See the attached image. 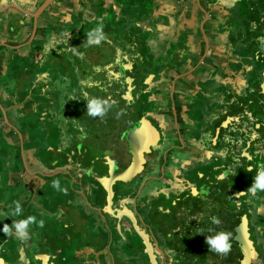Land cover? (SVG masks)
<instances>
[{
  "label": "flooded vegetation",
  "instance_id": "af4514ba",
  "mask_svg": "<svg viewBox=\"0 0 264 264\" xmlns=\"http://www.w3.org/2000/svg\"><path fill=\"white\" fill-rule=\"evenodd\" d=\"M88 1L92 2V0ZM108 16H103L102 19L97 20L96 24L106 25L108 21L110 26L112 23L110 22L111 13ZM64 18L65 12L61 22ZM52 19L54 22V18ZM52 22L51 25H53ZM71 22H73L72 19ZM71 28L72 32L65 30L63 34L65 37L69 35L68 38H72L73 41H68L71 42L70 47H67L65 53H62V57L67 58L64 60L65 62L73 60V66L70 63L63 66L70 70L74 67V73L80 76L79 71H83L84 67L82 62L86 61L93 65L94 70L99 71L98 74L102 73L101 78H96L97 80H94L92 73L81 76L78 79L79 82H74V86L79 85L83 91L77 93L75 88L69 97V99L73 97L75 100V106L78 107L76 110L82 120L81 125L77 124L74 128L77 139L75 147L78 143L79 147L83 148H75L70 152L72 163L69 168L73 169L72 173L71 171L69 173L72 180L70 186L73 188L70 191L71 196L77 198L75 204L79 205L74 210L73 226L77 231L86 229L74 242L78 248L84 245L85 241L83 240L86 236L92 242H96H93L94 244L104 242L100 249L90 247L85 252L77 250L72 257L76 258L79 253L94 255V258L98 260L101 257L106 259L111 256L115 257L107 248L110 249L112 243L116 241V257L123 259L122 263L127 261L130 263L136 258L137 264H181L186 258H190L187 264H191L193 259L212 256L213 260L208 264H236L239 258V248L233 240L234 227L240 216L246 214L249 239L257 253L256 259L252 260L250 264H264V225L260 221H255L256 217L264 220V206L255 210L252 207H247L249 203L251 206L256 203V199L262 202L260 199L264 197V193L254 196L248 192L255 182L256 165L264 161V128L253 129L248 126L247 122L245 125L242 124L244 114L241 111L234 115H225L227 110L226 103H224V91L215 93L217 102L209 101L210 106L205 109L208 112V117L200 122L201 124H195L192 114L193 109L196 110V106L189 99L196 101L195 98H198L197 101H199L212 95L214 91L209 92L202 87H197L198 83L205 85L206 79L191 76H186L178 82L175 81L174 84L171 80L168 86L173 85L174 93L179 96L175 95L168 99L164 96H169V92L161 90L160 77L154 84L158 89L152 93V96L161 105L153 110L144 111L141 108L144 102L139 101L143 97L140 90L138 89V93L136 90L131 92L132 89L128 91L132 81L130 82L128 72L124 69L127 62L120 63L121 61H118V64L114 66L112 61L109 62L105 59L107 52L106 55L100 56L98 66L89 60L81 61L79 59L81 51L77 49L81 40L74 36L77 29L79 32L80 27L74 25ZM53 29H55L54 26ZM103 31L106 32L105 27ZM105 39L110 42L108 50L112 47L115 49L117 44L112 43L109 37ZM187 40L188 37L180 40L185 47L182 50L178 49V52L183 51L179 55L189 58L193 55V49L190 44L186 43ZM45 42L43 40L41 44L46 46ZM174 44L176 48L179 45L178 43ZM102 47H104L103 44ZM80 49L82 50V47ZM90 51L92 50L90 49ZM87 53L89 54L88 50L84 55L87 56ZM90 57L89 55V59ZM188 61L186 59L184 63ZM120 64L124 68L118 67ZM98 82L103 85V88L95 89ZM132 87L134 86L130 85V88ZM114 88H118V90L114 91ZM191 88L195 92L191 93ZM134 92H136L135 95ZM229 92L226 90V93ZM240 95V93H236L232 98L229 97L227 103L230 107L233 106L239 110H242L243 107L242 112L246 113L244 106H248L250 101L244 105ZM135 96L139 98V102L133 105ZM96 97L100 99L99 107L102 112L103 104L105 107L115 105L114 110L121 112V115L117 117V121L120 123L115 121L113 131L107 129L113 124L105 122L103 116H90L91 119H86L84 113L89 111L90 100L92 104H96ZM256 103L259 115H264V103L260 105L258 100ZM123 104L126 105L122 106ZM261 106L263 107L260 109ZM75 115L77 116V114ZM141 118L148 122L145 132L148 140L145 143L147 151H142L143 161L138 170L129 175L128 167L132 156L125 135L137 127ZM226 119H228L227 127L225 126L226 131L222 133L220 129L224 127L221 124ZM45 120L47 121V118ZM48 121L51 124L54 123L55 128L57 127V122H52L51 118ZM258 125L262 127L261 123ZM211 126H214L215 129L218 128V132H209L211 129L208 128ZM254 126L256 125H252V127ZM78 132L80 133L77 134ZM194 133H197L198 136ZM61 141L63 142V138ZM86 145L91 147L90 150H93L91 155L88 153V147L85 148ZM64 147L63 143L62 146H55L52 143L45 145V148L49 149L48 152H53L55 156L56 154L59 156V159L65 160L69 154L64 153ZM51 163L50 161L47 165ZM58 171L60 174L65 173L60 169ZM73 172L74 175H72ZM102 183H110L112 192L109 208L106 211L101 209L107 204L108 190ZM42 191L46 192V190ZM20 194V203L25 209L23 218H26L29 204L24 201V193ZM48 200H51V196L45 198L47 207L44 208V226H46L45 221H48V217H52L50 210L55 208L54 205L49 204ZM99 201L101 202L100 207L93 204ZM82 202L88 206L93 224L87 223L89 219L81 215L80 210L85 209L80 205ZM259 214L261 217L258 216ZM21 217L22 214L19 218L14 217L11 220L15 222ZM212 217L218 218L221 224H212ZM6 222H10V220ZM94 225L97 228L96 233H92ZM117 231L120 234H117ZM216 231L231 233L232 248L227 255L209 249L207 238ZM59 235L63 236L62 238L65 240L64 232ZM14 236L21 238L18 235ZM0 237H3L0 238V241H3L0 243V264H43L42 259H37V263H35L34 255H39V257L48 255L53 264H62V261L57 263L55 260L60 253L58 248L51 249L50 251L53 250V252L50 253H43L37 248L26 250V247L21 245L15 248L11 246V244L15 246V243L7 242L10 238L6 235ZM39 243H43L42 240L37 242V244ZM94 244L91 246L94 247ZM126 248L130 250V253L126 252ZM14 256L19 259L15 260ZM106 263L110 264L107 260ZM44 264H49V261Z\"/></svg>",
  "mask_w": 264,
  "mask_h": 264
},
{
  "label": "crops",
  "instance_id": "0c3cea01",
  "mask_svg": "<svg viewBox=\"0 0 264 264\" xmlns=\"http://www.w3.org/2000/svg\"><path fill=\"white\" fill-rule=\"evenodd\" d=\"M263 1L264 0H154L155 4H158L159 6L158 14L170 20L169 27L162 26L159 29H165L163 30V34L168 44L171 46L174 43L180 42L182 39L181 36L185 35V37H188L186 43L190 44L193 49V55L188 58L189 61L187 63L182 64L180 67L176 65L174 69H172V67H174L175 64L167 67H163V65H161L160 70H158V75L160 74L161 77V90L169 92V96H164V98L168 99L175 95L179 96V94L174 93L173 85L168 86L171 80L172 84H174L175 81L178 82L179 80L184 79V77L186 78V76L202 78L203 80H210L212 78L217 82V86H219L220 83H222L225 87L230 85V88L233 91L229 87L225 88V90L230 91L233 94H244L240 95L242 101H244L242 99L243 97L246 99L248 93L250 95V97H247L250 98L248 99L250 104L248 106H244L248 103L246 100L243 103V106L246 108V113H244L242 112L243 107L242 110H239L228 105L227 102L229 97L232 98L234 95L229 92L226 93L228 95L227 97L226 94H224V103H226L227 110L225 115H234L238 111H241V113L244 114L241 121L242 124L245 125L247 122L250 128L263 129L264 115H259L257 111L259 109L256 107L258 106L256 102L258 100V102L261 103L260 105H262L264 103V96L259 92L256 95V88L251 87L250 83H247V81L243 79H246V75H250L251 73L256 79V67L254 64L251 66V58L255 52L257 53L255 55L257 57L258 55L264 54V27H262L261 33L257 34L255 37V42H257L256 44H259L260 42L261 47L251 45L254 53L251 52L250 55L246 57H243V55H241L236 48H234V45L229 46L231 42L228 41L230 35H233V39L236 36H239L238 39L241 38L244 41L246 33L250 32L253 27H257L259 25L262 26V24L264 25V6L260 5ZM120 4L121 3L118 2V0H92V2L88 0H0V70H2L5 63L11 61L12 57L14 58L15 55H19V58L21 59L23 57H29V55L35 52L30 48L34 42L39 43L38 41L43 42V40H45V44H47L46 46L42 45L41 49L35 48L36 50L44 52L45 48L49 46L48 44L53 43L52 41H54L53 30H55V35L58 37L63 35L65 33L63 28L66 26L62 24H55V21H61L62 16H64V12L65 18L61 23H64L65 19L70 21L71 19L73 20V17H75L77 21L76 25L80 27L79 32L77 29L78 37L83 32L87 36L86 33L90 31L93 28V25H96L97 20L99 21L103 18V16L107 17L111 13V21L117 20L114 16V5L118 6ZM129 4L130 7L127 8L128 18H120L125 23V31L127 34H131L128 29L135 26L134 22H138L136 27H140L143 25L141 22L145 19L140 18L138 14H136L137 12L135 13V11H138V6H134L133 2H129ZM97 7H99L98 11H96ZM142 10L144 11L143 8ZM255 17L258 19H254ZM52 18H54V22H52ZM51 22L53 25H51ZM53 26L55 29H53ZM242 29L244 31H242L243 33L241 35L240 30ZM48 36L50 37L48 38ZM87 40L88 39L85 40V43H87ZM132 46L134 48H138V44L134 43ZM129 51L130 48L127 47L125 49L123 45H117L115 46V49L112 47L108 51L110 52L108 61H112L114 66L118 64V61H121V63L127 62L125 68L121 64L118 67L122 66L125 71L129 72L131 68L129 63L131 58ZM14 53L17 54L14 55ZM84 53L85 52L81 51V58L90 61L89 54L87 53L86 56ZM105 59H107V57ZM162 69L164 70L160 73ZM262 70L260 78V81L262 80L260 82L262 88L259 86L260 84H258V91L260 92H264V67ZM71 74H74V71H71ZM148 81H150V78L147 82ZM256 81L257 80H255V83ZM28 82L29 85L27 84L26 88L22 83L25 88V95L20 99V101H22L25 97L26 99L20 104L22 107L29 104L32 109L31 111H33L37 108L36 105L38 104V101H43V104H45L44 94L48 88L45 86L46 83L43 80L37 83L36 79H33V77L31 79L30 77ZM38 84L40 85L39 92L42 94H37V98L27 97L26 90L30 89L32 86L36 87ZM130 85L131 84H129L128 91L130 89H132L130 90L131 92L135 91L136 87L130 88ZM8 87L7 83H0V142L6 140L11 147L13 146L12 150L15 154V168L8 171L9 173L6 172V175H9L10 178L13 179L16 178L17 181L15 180L12 184L13 190L0 191V213L2 212L4 214L11 208V206L14 205V202L19 201L18 198L21 196L20 193H24V201L29 204L28 207L38 205L39 200L40 198H43V195L51 196V200H48L51 201L49 204L54 205L55 209L58 208L59 210L58 205L53 202V199L56 197L55 195L58 194V190H46L47 193L42 191V181L38 176L43 177L47 183H51L50 181L60 174L58 171L59 169L65 172L64 174H68V172L70 173V169L68 168L69 165L59 167L58 164L54 162L53 165H41L32 169L26 164L25 154L23 152V146L27 143L24 141L26 121L21 120L14 115V106L12 105L11 100L15 101L16 95L13 94V91L9 92ZM24 88L21 89L23 90ZM219 88L222 89L221 86ZM243 89H246L247 92H243ZM190 91L191 93L195 92L193 88H191ZM41 95L42 97H40ZM212 95H214V93H212ZM51 98L57 99L58 97L52 96ZM260 100L263 101L261 102ZM262 107L263 106H261L260 109ZM70 108L71 109H68V106L66 105V109H68L67 113L73 114V109L72 107ZM50 109L52 111L53 108ZM25 110L22 111L25 112ZM48 111L49 110L40 112L47 114ZM56 114L57 111L48 112V116H55ZM45 118L46 117L43 118L44 120L42 122L44 126L47 122ZM51 119L52 122L58 123L56 129L59 131L60 129L58 126L63 121L58 115L55 119ZM227 120L228 119L224 120L221 124V126L224 127L220 129V132L222 133L226 131ZM258 123H261L262 127H260ZM252 125L256 126L252 127ZM44 126L41 127L45 128ZM208 129H211L209 131L211 133H214V131L215 133L218 132V128L215 129L214 126H211ZM62 138L63 137H61L59 141H61ZM76 141L77 139H75L74 144H64V153L66 152V155L69 154L67 159L72 156L70 151L75 149V147L72 148L71 145L75 146ZM61 143H66L64 138ZM50 144L47 143V145ZM52 144L55 146H62V144H59L58 142H52ZM45 145L46 144H44L43 148H45ZM32 152L34 153V150H32ZM57 166L58 168H56ZM50 167H52V169H49ZM40 188L41 190H39ZM68 191L69 192L67 194L71 195V191ZM5 197H7V200ZM71 197L74 205L78 208L79 205L75 204V202H77L75 199L77 198L74 196ZM12 200L13 204L11 205L10 201ZM93 204L100 207L101 202L99 201L96 204L94 202ZM80 205L85 209L87 208L86 210H80L81 215L91 219L89 216L90 211L88 206H86L84 202L80 203ZM24 210L25 209L23 208V211ZM101 210L106 211V205H104ZM58 219L62 220L61 217H58ZM70 223L73 224V221ZM70 223H66V225H69ZM0 228H2V225H0ZM29 232L30 230L28 229V234ZM93 242L91 241L88 243V248L93 247L91 244L96 243ZM55 248L56 246L53 247V249ZM45 253H49L48 250ZM49 258L50 256L48 255L40 257L39 255H35L34 257V259H42L43 264L47 261H49V264H53L50 262L52 260Z\"/></svg>",
  "mask_w": 264,
  "mask_h": 264
},
{
  "label": "rangeland",
  "instance_id": "374dc122",
  "mask_svg": "<svg viewBox=\"0 0 264 264\" xmlns=\"http://www.w3.org/2000/svg\"><path fill=\"white\" fill-rule=\"evenodd\" d=\"M139 1V2H137ZM118 2H120V5H114V16L116 17V19H120L123 17L128 18L127 15V8L130 7L129 2H133L134 6H138L137 9L138 11H135L136 14H138V16L140 18H145L144 21H142L141 23L143 24L140 27H136L138 22H134L133 28H129L128 31L131 32V36L135 41H139L140 43H143V48L141 50V54L143 53V50H146L145 53H147L149 50V54L154 55L153 57H150L148 59H146V66L150 65V67H161V65H163V67H167V66H171L172 64L175 63V65H178V67H180L182 64H184V62L186 61V59H188L186 56L184 55H179L182 54V52H178V49L182 50L183 47H185V45L182 44V41L178 42L179 45H177V48L175 47V44H172L171 46L168 44V42L165 39V36L163 34V30H159L162 26H167L169 27L170 25V20H168V18H165L164 16H160L159 13V6L158 4H155L154 0H118ZM261 6H264V1L260 3ZM117 6V7H116ZM158 6V7H157ZM142 8L144 9V11L142 10ZM99 7H97L96 11H98ZM131 9V8H130ZM246 12V9H245ZM71 14V13H70ZM108 15V13H107ZM127 15V16H126ZM158 15V16H157ZM255 16V15H254ZM254 19H258V18H254ZM113 21V22H112ZM110 22H112L108 27V21L106 22V25H104V27L108 30L107 35L105 34V37L108 38L109 40H111L112 42L116 41L119 39V35L120 32L122 33V31L126 30V26H122L124 24L123 20H112ZM140 21V20H139ZM55 24H62L64 26H66L65 28H63V30H67V32H72L71 31V27L77 24L76 18L73 17V22H69V20L64 21V23H61V21L57 20L55 21ZM115 24H117V26H115ZM118 25H121V27H118ZM95 25H93L94 27ZM253 27V26H251ZM262 27H264V25L262 24L257 26V27H253V29L250 32L246 33V37L244 39V41L240 38L238 39L239 36H236L233 39V35H230V37L228 38V41L231 42V44L229 46L234 45V48H236V50L243 55V57H246L248 55H250L251 52H253V48L251 45H257L259 47H261L260 42L259 44H256L257 42H255V37L257 34L261 33ZM248 28V27H246ZM255 28V29H254ZM242 31H244L243 29L240 30V34L242 35ZM74 36L78 37V34H74ZM130 36V35H129ZM50 36H48L49 38ZM69 36H63V37H58L57 35H55V30H53V38L54 41H52L54 44L49 43L47 46V48H45L44 52L40 51V50H36L35 48H42V42L38 41L39 43L34 42L32 46H30V48L32 49L33 52L31 55H29V57L26 58H19V55H15L17 53H14V58L12 57L11 61L6 62L5 65L3 66L2 70H0V83H7L8 84V91L12 92L13 94L16 95L15 97V101L11 100L12 105L14 106L13 108V113L15 116H17L19 119L26 121V125H25V132H24V141H26L27 143H25V145L23 146V152L25 154V159H26V164L34 169V167H38L41 165H47L48 162H52L51 164H53L54 162H56L58 164L59 167L62 166H70L71 165V158H68L66 160L64 159H59V156H56L53 154V152H47L49 151L48 148H43L44 144L47 143H59L62 144V141H59L60 137H63L66 141V143L63 144H74L76 136L74 134L73 129L76 127V125L78 124L79 126L81 125V116L79 115L78 107L75 106V100L73 99V97H71L69 99V97L71 96V91L77 90V93H80L81 91H83L81 89V87L79 85H77L76 87L74 86V82H79L78 79H80L81 76H85L84 74H89L92 73L91 75L94 76V80L96 78H101V74L99 73V71L94 70L92 67L93 65L90 63L82 62L84 63V67H83V71H79L80 76H77V73L71 74V71H75L74 67L72 68V70L67 69L66 67H64L63 65L66 63H70L73 66V60H68V61H64L65 59L67 60L66 57H62V53L66 51L67 47H70V43L68 41H73L72 38H68ZM86 37V35L84 33H81V35H79V39L81 41H79L80 45L77 48L78 50H80V48L82 47V49H87L89 51V55L90 57V61L91 63H93L94 65H99V58L100 56H104L106 55L107 52V61L109 60L108 55L110 54V52H108V46L109 43L106 40H103L102 44L104 45V47L101 48L102 44L100 43L99 45H91L92 47H85V40L88 38H84ZM75 39L78 40V38L74 37ZM95 39H99V37H94ZM130 38V37H129ZM128 38V39H129ZM182 39L185 38V35L181 36ZM242 40V41H241ZM119 42H117L116 44H118ZM39 46H37V45ZM52 44V45H51ZM138 44V43H137ZM171 44V43H170ZM189 48V47H188ZM243 50H241V49ZM90 49L92 51H90ZM101 49V50H100ZM27 50V49H26ZM25 52V49H24ZM254 53V52H253ZM257 53L255 52L254 55H252L251 58V66L254 64L256 67V79L255 76L251 73L250 75H246V80L247 83H250L251 87H255L256 88V95L259 92L261 95H264V92H260L258 91V84H260V78L262 75V69L264 67V55H258L255 56ZM45 55V56H44ZM143 55V54H142ZM44 56V58H43ZM177 59H176V57ZM256 57V59H255ZM79 59L82 60H86V59H82L81 55L79 56ZM135 62V64L137 65V60H132L133 64ZM142 61L140 60V63ZM180 62V64H179ZM121 63V62H120ZM94 70V73H93ZM164 69H162L160 71V73L163 71ZM90 71V72H89ZM98 76V77H97ZM30 77L32 79H36L37 83H39L41 80L45 81V86H47L48 89H46L45 94H44V102L45 104H43V101H38V104L36 105L37 108H35V110H33V112H30L31 107L29 106V104L24 105L23 107L21 106L20 103H22L26 97L20 101V99L25 95L24 94V90L27 87V84L29 83L28 81L30 80ZM135 79H140V77L134 76ZM160 79V74H156L155 76L150 77V82H147V89L148 91H142L141 95L143 96L140 100L138 97L135 98V101L133 103V105L136 104V102L139 101H143L144 105L141 107L142 109H144V111H149V110H153L156 107H158V105H161L157 100L153 99L152 93H155V91H157V87L154 86V84L157 82V80ZM97 80V79H96ZM141 80V79H140ZM255 80L256 83H255ZM25 88H24V85ZM29 85V84H28ZM56 86V87H55ZM222 87V89H220L219 87ZM261 87V84L259 85ZM39 87L40 85L38 84L36 87L32 86L30 87V89L26 90V94L27 97L30 98H37V94H39ZM58 87V88H57ZM142 86L139 85V88L141 89ZM197 87H202V89L207 90L209 92L214 91V95H208L207 97H204L203 99L198 100V98H195L196 101L189 99L190 102H192L193 104L195 103L196 106V110L194 111L193 109V119H194V123L195 124H201L200 122H202L203 120H205L208 117V112L207 110L205 111L206 108H208L207 106H210L209 101H214L213 103L217 102V98L215 96H217L215 93H223L222 90L224 91V93L226 94V90L225 88L229 87L230 85H228L227 87H225L222 83H220L219 86H217V82L214 81L212 78L210 80H206L205 85H202L200 83H198ZM21 88H24L23 90ZM97 88H103V85L101 83H97L95 89ZM262 88V87H261ZM57 89V90H56ZM152 89V90H151ZM231 89V88H230ZM94 90V89H91ZM232 90V89H231ZM233 91V90H232ZM243 92H247L246 89L242 90ZM136 92L138 93L139 90L136 89ZM134 92V95L135 93ZM42 94V93H40ZM39 94V95H40ZM232 95L235 96V94H233L231 92ZM9 95V93H8ZM137 95V94H136ZM198 95V93H197ZM244 95V94H241ZM52 96H56L58 97L57 99H53L51 98ZM226 96L228 97V95L226 94ZM42 97V95L40 96ZM39 97V98H40ZM250 97L249 93L248 96ZM245 99V97H243L242 99L245 101H249L247 98ZM38 98V99H39ZM104 99V98H103ZM100 100V99H99ZM139 100V101H138ZM44 105V106H43ZM66 105L68 106V109H71L70 107H72L74 112V115L77 114L76 119L74 117V115H71L69 113H67L68 109H66ZM126 104H123L122 106H125ZM22 107V108H21ZM28 108V109H26ZM50 108H53L52 111L55 112L57 111V114L55 116H48V112H52ZM103 117L105 118V122L108 123H112L113 125L109 128H107L108 130H112L114 128V124L115 121H117V117L121 115V112H116L114 110L115 105H108V107H105V105L103 104ZM26 109V110H25ZM77 109V110H76ZM22 110H25L22 111ZM45 110H49L47 112V114L41 113L40 111H45ZM210 108H209V112H210ZM23 113V114H22ZM68 114V115H67ZM85 117L88 120L90 118L91 115L88 114V112H85ZM57 115L60 117V119L63 121L60 123V125L58 126V128L60 129L59 131H57V129L54 127V123L51 124V122L48 121L49 118H53L55 119V117H57ZM37 116H39L40 119H36ZM99 116V114L92 116V117H97ZM16 117V119H17ZM46 117L47 118V122L45 123V126L43 125V118ZM101 117V116H100ZM91 119V118H90ZM40 121V122H38ZM42 123V124H40ZM120 123V121L118 122V124ZM44 126L45 128L41 127ZM23 127V125H22ZM38 127V131L40 130V132L38 133L37 130H33L34 128ZM35 132H33V131ZM194 132H197L196 130H193ZM38 133V135L36 134ZM80 132H78L77 134H79ZM195 135H197V133H194ZM35 135V136H34ZM198 136V135H197ZM42 139V140H40ZM81 145V144H80ZM71 147H75L73 145H71ZM84 147V145H83ZM88 147V145L85 146V148ZM13 146L11 147V145L6 142V140L0 142V191L1 190H13L12 184L13 182H15L16 178H10L9 175H6V172L9 173L8 171L12 170L15 168V154L12 150ZM75 148H81L79 147L78 143L77 146ZM88 153L91 155V152H93V150H90L91 147H88ZM32 150H34V153L32 152ZM45 150V151H44ZM71 152V151H70ZM66 154V152H65ZM88 154V156H89ZM72 157V156H71ZM50 164V165H51ZM58 166L56 168H58ZM69 168V167H68ZM49 169H52V167H50ZM70 171L72 172L73 169L69 168ZM45 170V169H44ZM74 175V172L73 174ZM41 181H42V190H58V194H56L55 198L53 199L54 204H57L59 207L55 209H51L50 211L52 212V216L51 218L48 217V221L46 222V226H44L43 228L39 227L37 224H33L30 225L29 227V234L27 236V238H16L14 235L9 237L6 236L10 239L7 240L8 243H15V246L11 244V246L15 247L16 246H25L26 250H35V248L40 249L41 252L45 253L47 250L48 252H53L50 251L51 248L53 249V247L56 246V248L60 249V253L59 255H57V259L56 262L59 263L62 261V264H108L106 263V260L110 263V264H137V259L134 258L130 263L125 262L122 263L123 259L121 258H117L116 257V244L117 242L114 241L112 243L111 248H107V250L111 251V254L114 255L115 257H109L108 259L106 258H100L99 260L94 258V255L91 254H87V253H79V255L74 258L72 257L73 253H75V251L79 250L78 252H85L87 251L88 245L87 243H90L92 240H90V238L87 236L85 237V239L83 241L84 245H82L81 248H78L75 246V239L82 233L85 232L86 229H83L81 231H77L76 227L73 226V224H71V221L73 220V215L75 213V209L76 206L74 205L73 201H72V197L71 195H68L67 193L69 192L68 190H72L73 188L70 186L72 184V180L71 177L68 174H59L57 175V177H55L53 180H59L60 183V187L59 189H54L52 187V181L51 183H47L46 180L43 177L38 176ZM17 181V180H16ZM25 183V181H24ZM41 190V188L39 189ZM51 192V191H50ZM67 194V195H66ZM20 198L19 201H21V196H19ZM46 196L43 195V198H45ZM40 198L39 200V204L38 205H34L32 207H29L28 212L26 217L31 215V216H35L37 217V219H45V212H44V208H46V203H45V199ZM5 199L7 200V197H5ZM243 200V199H242ZM262 202L264 203V197H261ZM244 202H246L245 200H243ZM51 202V201H48ZM256 203L248 204V208L252 207L253 210L260 208V206H264V204L262 202H260L258 199H256L255 201ZM260 202V203H259ZM10 204H13V200L10 201ZM244 205V204H243ZM12 207V206H11ZM10 210V209H9ZM9 210H7L4 214L1 212L0 213V225H2L4 223H7L11 226V223L13 222L11 220V218L14 217H8V213ZM259 211V210H258ZM54 213H57V215H54ZM258 213V212H257ZM260 213V212H259ZM260 216V214L258 215ZM58 217H61L62 220H59ZM261 217V216H260ZM16 219L19 217H15ZM23 218V212H22V217ZM86 218V217H85ZM7 220H10V222H6ZM18 221V220H17ZM89 221V222H88ZM87 221V223L93 224L92 220L89 219ZM255 221L257 222H262L264 225V220H260V218L256 217ZM66 223H70L69 225H66ZM96 225H94L93 228V233H96ZM61 232H64V237L65 240H63V236H60L59 234ZM118 232V231H117ZM117 234H120V232H118ZM0 236H5L2 232L0 233ZM68 237V238H67ZM117 237V236H115ZM3 238V237H0ZM41 241L43 243H39L37 244L38 241ZM0 243H3V241H0ZM104 244V242H99L97 244H94L95 249H100V247H102V245ZM121 244V243H118ZM124 245V244H123ZM125 246V245H124ZM90 247V246H89ZM126 252L130 253V250L128 248L125 249ZM37 254V253H36ZM16 255V253H15ZM35 256V255H34ZM206 258H202V259H193L191 260V264H208V262H210L212 259V256H205ZM15 260L19 259V257L14 256L13 257ZM63 258H65L64 260H62ZM131 259V258H130ZM188 259L190 258H186V260L181 264H187ZM37 259H35V263Z\"/></svg>",
  "mask_w": 264,
  "mask_h": 264
},
{
  "label": "clouds",
  "instance_id": "9594fccd",
  "mask_svg": "<svg viewBox=\"0 0 264 264\" xmlns=\"http://www.w3.org/2000/svg\"><path fill=\"white\" fill-rule=\"evenodd\" d=\"M104 25L102 23L96 24L90 31L87 32L88 40L87 45H99L103 40H105V33L103 31ZM94 37H99V39H95ZM75 51V50H73ZM77 55L79 53H76ZM88 114L91 116H95L97 114L103 116L104 113L101 111V108L92 104L90 100V108ZM255 169L257 170V174L255 177V182L248 189V192L252 195H259L260 193H264V161L259 162ZM59 180L52 181V187L54 189H59L60 187ZM23 212L22 204L19 201L14 202V205L10 208L8 217H19ZM211 223L214 225L221 224V221L216 218H211ZM37 224L39 227H44V220L37 219L35 216H27L26 218L19 219L18 221L12 222L11 226L9 224L4 223L3 227L0 228V232H2L6 236L18 235L23 238H27L28 229L30 225ZM213 231V230H210ZM231 233L227 231H216L214 234L210 235L207 238V243L209 244V249L219 254L227 255L232 248L231 244Z\"/></svg>",
  "mask_w": 264,
  "mask_h": 264
},
{
  "label": "water",
  "instance_id": "95a60500",
  "mask_svg": "<svg viewBox=\"0 0 264 264\" xmlns=\"http://www.w3.org/2000/svg\"><path fill=\"white\" fill-rule=\"evenodd\" d=\"M147 126L148 122L141 118L137 127L125 135L132 156L131 163L128 167L129 175L135 173L138 170L140 164L143 161L142 151H147L145 144L148 141L145 135ZM102 185L108 190L106 207L109 208L108 205L110 204L112 194L110 183H102ZM233 240L237 243L239 248V258L236 261V264H250L252 260L256 259L257 253L254 249L252 241L249 239L248 220L246 214H242L240 216L239 221L234 227Z\"/></svg>",
  "mask_w": 264,
  "mask_h": 264
},
{
  "label": "trees",
  "instance_id": "16d2710c",
  "mask_svg": "<svg viewBox=\"0 0 264 264\" xmlns=\"http://www.w3.org/2000/svg\"><path fill=\"white\" fill-rule=\"evenodd\" d=\"M117 20H121V19H117ZM114 21H116V20H114ZM110 25H113V24H110ZM108 26H109V24H108ZM115 26H117V24H115ZM122 26H125V23ZM118 27H121V25H118ZM106 32H108L107 29H106ZM106 32L104 31V33L107 35ZM118 35H119V39L114 41V42H112V43L116 44L117 42H119L117 45H119V46L123 45L125 47V49L127 47L130 48L129 54H130L131 58H130L129 63H130L131 68H130V71L128 72V75H129V80L132 81L131 85L136 87L135 89H139L140 92L148 91V90H146L147 89V85H146L147 80L150 78V76H155L156 74H158V70H160L161 67L154 68V67H150V65L146 66V62H145L146 59H148L150 57H153L154 55L149 54L150 50L147 53H145L146 50H143L142 51L143 55H142L141 54V50L143 48V43H140L139 41H135L132 38L131 34H127L126 31H122V33L120 32V34H118ZM86 37H88V36H86ZM134 43L135 44L138 43V46H137L138 48H134L132 46ZM85 47L87 48L88 45L86 44ZM81 51L82 52H87V49L83 48ZM132 60H137V65L135 64V62L133 64H131ZM140 60L142 61L141 63H140ZM134 76L140 77L141 80L138 79V78L135 79ZM148 82H150V81H148ZM139 85L142 86L141 89L139 88ZM116 90H118V88L117 89L114 88V91H116ZM96 105H98V106L101 105V102H100L98 97H96ZM30 112H33V111L30 110ZM99 116H101V115H99ZM38 118L39 117L37 116L36 119H38ZM33 130H37L38 131V128L33 129ZM39 132H40V130L38 131V133ZM38 133H36V134H38Z\"/></svg>",
  "mask_w": 264,
  "mask_h": 264
}]
</instances>
